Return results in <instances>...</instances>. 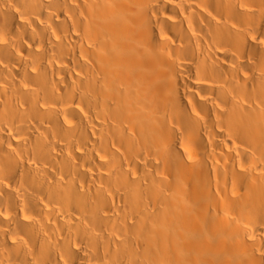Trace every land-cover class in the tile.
Segmentation results:
<instances>
[{"label": "bare ground", "instance_id": "obj_1", "mask_svg": "<svg viewBox=\"0 0 264 264\" xmlns=\"http://www.w3.org/2000/svg\"><path fill=\"white\" fill-rule=\"evenodd\" d=\"M0 264H264V0H0Z\"/></svg>", "mask_w": 264, "mask_h": 264}]
</instances>
